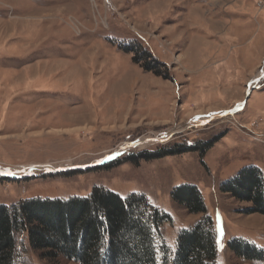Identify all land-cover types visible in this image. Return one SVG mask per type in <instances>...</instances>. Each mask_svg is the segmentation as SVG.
Returning <instances> with one entry per match:
<instances>
[{
	"label": "rangeland",
	"instance_id": "1",
	"mask_svg": "<svg viewBox=\"0 0 264 264\" xmlns=\"http://www.w3.org/2000/svg\"><path fill=\"white\" fill-rule=\"evenodd\" d=\"M134 44L162 76L124 51ZM263 69L264 0H0V170L38 168L34 176L0 174V206L86 198L94 188L142 196L169 217L161 235L170 258L179 235L206 216L215 264H264V215L247 214L249 204L221 191L245 168L264 175ZM208 143L204 155L133 160ZM182 186L199 190L206 214L190 215L173 200ZM235 242L255 257H238ZM16 255V264H48L23 235Z\"/></svg>",
	"mask_w": 264,
	"mask_h": 264
},
{
	"label": "trees",
	"instance_id": "2",
	"mask_svg": "<svg viewBox=\"0 0 264 264\" xmlns=\"http://www.w3.org/2000/svg\"><path fill=\"white\" fill-rule=\"evenodd\" d=\"M123 49L132 53L134 62L146 71L162 74L154 67L152 55L141 45ZM213 145L142 153L133 160L151 161L188 152L204 155ZM221 191L249 204L247 214L264 215V175L258 167L241 170L222 185ZM172 198L190 215L207 213L196 187L176 188ZM168 221L169 217L152 208L144 197L132 195L123 200L102 188H94L91 196L86 198L28 199L11 207L0 206V264H16L19 235L25 236L30 249L48 264L63 260L78 264L216 263V236L210 218L204 216L195 228L179 235L173 258H170L161 235V229ZM157 236L159 242L155 240ZM235 243L232 248L238 257H255V254L249 255L248 248L242 249L243 246Z\"/></svg>",
	"mask_w": 264,
	"mask_h": 264
},
{
	"label": "bare ground",
	"instance_id": "3",
	"mask_svg": "<svg viewBox=\"0 0 264 264\" xmlns=\"http://www.w3.org/2000/svg\"><path fill=\"white\" fill-rule=\"evenodd\" d=\"M262 75H264V69H263V72H262L261 76ZM257 78H256V80L254 79L255 81H253V84H251V86H253L254 84H257L258 83L259 79H257ZM252 88H254V87H252ZM232 113H234V112H232ZM220 116H221L220 114L219 115L217 114V115H214V116L202 117V118L197 119V121L196 122H193L192 124H194L195 126H200V128H201L202 126H204L208 122L214 121L217 118H219ZM181 130H183V128H178V129L172 130V131L164 134L162 137H160V136H153V137H149V138H143V139H141V140H139V141H137L135 143L126 144L123 147H121L118 150H116L112 155H110L109 157H107L105 159V161L106 160L113 159V158L117 157L118 155H121V154H123V153H125V152H127L129 150H134V149H138V148L140 149V148L146 147V146H148L150 144H153V143H158V142L162 143V142L166 141L167 139H169L170 137H172V135H174L175 133L180 132ZM53 168L57 169V166H54V167L53 166L52 167L49 166L46 169L47 170H52ZM37 169H38L37 167H35V168L31 167L29 171H27L28 169H20V170L15 171V172L12 171V170H10V171L0 170V174H4L6 176H12V177L16 174L18 176H22L23 177V176L27 175L28 173L30 174L31 171H34V170H37Z\"/></svg>",
	"mask_w": 264,
	"mask_h": 264
},
{
	"label": "water",
	"instance_id": "4",
	"mask_svg": "<svg viewBox=\"0 0 264 264\" xmlns=\"http://www.w3.org/2000/svg\"><path fill=\"white\" fill-rule=\"evenodd\" d=\"M264 77V75L262 76V78ZM254 88H250V90L248 91V94H247V98H246V101L242 104V107L245 106V103L247 102V99L249 98V96H251V93L253 92ZM234 112V111H233ZM101 165V164H100ZM99 166V165H98ZM31 176H34V174L31 173Z\"/></svg>",
	"mask_w": 264,
	"mask_h": 264
}]
</instances>
